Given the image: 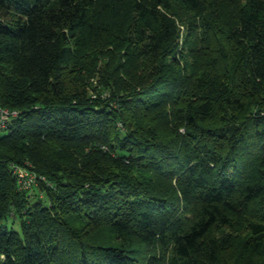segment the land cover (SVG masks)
Returning a JSON list of instances; mask_svg holds the SVG:
<instances>
[{"label":"trees","instance_id":"1","mask_svg":"<svg viewBox=\"0 0 264 264\" xmlns=\"http://www.w3.org/2000/svg\"><path fill=\"white\" fill-rule=\"evenodd\" d=\"M0 104V264H264V0H0Z\"/></svg>","mask_w":264,"mask_h":264},{"label":"built area","instance_id":"2","mask_svg":"<svg viewBox=\"0 0 264 264\" xmlns=\"http://www.w3.org/2000/svg\"><path fill=\"white\" fill-rule=\"evenodd\" d=\"M17 114L16 110L9 109L0 104V133L7 128L11 118ZM13 169L17 178L19 191L31 189L36 181L38 182L42 177L28 166L15 165Z\"/></svg>","mask_w":264,"mask_h":264},{"label":"rangeland","instance_id":"3","mask_svg":"<svg viewBox=\"0 0 264 264\" xmlns=\"http://www.w3.org/2000/svg\"><path fill=\"white\" fill-rule=\"evenodd\" d=\"M6 131H3L2 132V134H4ZM40 178V177H39ZM40 179H42V180H45V178H44V176H42ZM39 179V180H40ZM37 184V181H36V183L34 184V186L31 188V192H35V193H41V195H45V191H41L40 189L38 190L37 188H36V185ZM27 190V189H26ZM23 191H25V190H23ZM5 222L9 225V226H13L14 228H16V229H20V226H19V224L17 223L18 221H15L14 223H12V220L10 219V218H8V219H6L5 220Z\"/></svg>","mask_w":264,"mask_h":264}]
</instances>
